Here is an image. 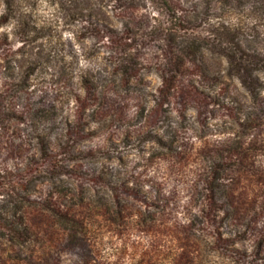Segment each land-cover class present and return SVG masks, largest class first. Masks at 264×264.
<instances>
[{
    "label": "rangeland",
    "instance_id": "rangeland-1",
    "mask_svg": "<svg viewBox=\"0 0 264 264\" xmlns=\"http://www.w3.org/2000/svg\"><path fill=\"white\" fill-rule=\"evenodd\" d=\"M169 1L90 0L92 27L38 0L24 31L0 0V217L32 233L0 227V264H264V72L217 39L264 59V0Z\"/></svg>",
    "mask_w": 264,
    "mask_h": 264
},
{
    "label": "trees",
    "instance_id": "trees-1",
    "mask_svg": "<svg viewBox=\"0 0 264 264\" xmlns=\"http://www.w3.org/2000/svg\"><path fill=\"white\" fill-rule=\"evenodd\" d=\"M4 5V11L1 14L2 22L6 23L10 18L15 17L17 25L24 28V31H30L34 26L31 25L33 20L30 18L33 16L35 6L38 0H1ZM121 1L124 5L122 8L135 6L136 0H118ZM158 7L165 12L168 16H173L175 11L169 0H152ZM207 2L216 1L224 3L226 6H230L229 12L237 14L239 9H237L238 2L248 1V0H205ZM59 5H68L67 10H69L73 15L86 20L92 27L94 24L91 22L93 17V8L90 4V0H55ZM85 4V5H84ZM159 10V9H157ZM221 31H217V39L219 41V50L220 52L228 59L232 64L235 74L240 78L241 82L246 88L253 89L258 86L257 77L253 76L254 71L264 72V66L260 65L264 63V59L260 57L258 53L248 52L242 43L235 38V33L239 28L235 23L228 22L227 24H222ZM97 28V27H96ZM98 29V28H97ZM105 29H109L105 27ZM171 28H165L164 34L169 35ZM216 36V35H215ZM214 36V37H215ZM122 37L117 36L115 39V44L117 48L124 50L125 44L123 43ZM216 38V37H215ZM215 40V39H213ZM124 59V58H123ZM256 79V80H255ZM218 178L211 177V179L206 180L205 191L208 197V206L210 209L216 212L218 222H222L223 219H227L230 212L224 207L225 205L220 202L219 193L220 184L217 181ZM12 191V190H11ZM8 192V196H9ZM5 197V196H4ZM221 201L224 200V197ZM211 202V204H210ZM221 211L223 214L221 215ZM11 214L12 217H15V214L18 213L16 210H10L6 212ZM21 224H17L16 219H10L8 217H0V227L4 232L5 238L9 240H15L17 242H27L31 240L32 233L29 231V228L25 224L24 218L22 216L17 217Z\"/></svg>",
    "mask_w": 264,
    "mask_h": 264
}]
</instances>
